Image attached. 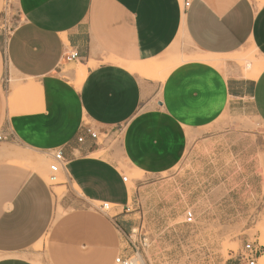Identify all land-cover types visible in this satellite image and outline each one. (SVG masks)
Instances as JSON below:
<instances>
[{
    "label": "crops",
    "instance_id": "crops-1",
    "mask_svg": "<svg viewBox=\"0 0 264 264\" xmlns=\"http://www.w3.org/2000/svg\"><path fill=\"white\" fill-rule=\"evenodd\" d=\"M15 7V27L0 26V264H34L27 253L39 243L46 264H113L129 254L134 230L122 165L144 177L167 173L189 140L226 113H250L264 126V68L251 80L230 59L224 69L191 61L159 82L123 64L158 61L180 35L184 56L185 44L219 61L250 49L264 64V4L15 0ZM71 51L78 58L66 62ZM78 64L87 66L79 87L63 75ZM86 128H120L119 141L100 145ZM53 151L66 161L59 200L27 164L30 153L50 160ZM94 203L113 206L114 215Z\"/></svg>",
    "mask_w": 264,
    "mask_h": 264
},
{
    "label": "rangeland",
    "instance_id": "rangeland-1",
    "mask_svg": "<svg viewBox=\"0 0 264 264\" xmlns=\"http://www.w3.org/2000/svg\"><path fill=\"white\" fill-rule=\"evenodd\" d=\"M18 20L15 0H2L0 26L8 32ZM181 40L180 35L172 48L153 62L157 66L140 75L155 74L156 80L164 82L162 78L174 68L203 56L195 54L187 44L184 48L191 55L184 56ZM254 55L248 49L223 61L216 56L210 60L224 69L222 63L230 59L239 66L236 68L239 71L245 70L247 61L260 63ZM63 75L70 77L65 67ZM197 134L200 139L189 140L182 160L160 176L144 177L122 165L132 193L127 215L134 223L142 263L243 264L239 258L242 248L253 243L260 250L257 264H264V258L261 259L264 256V126L250 113L243 116L226 113ZM19 151L22 150L11 159L15 160ZM30 156L36 160L35 170L43 174L59 200L65 188L56 186L66 183L65 180L58 174L55 181H50L51 161L44 155L30 153ZM93 206L110 216L115 213L111 205L103 208L94 203ZM188 211L194 217L191 224L184 221ZM61 214L57 204L55 220ZM27 255L34 264H46L41 243Z\"/></svg>",
    "mask_w": 264,
    "mask_h": 264
},
{
    "label": "built area",
    "instance_id": "built-area-1",
    "mask_svg": "<svg viewBox=\"0 0 264 264\" xmlns=\"http://www.w3.org/2000/svg\"><path fill=\"white\" fill-rule=\"evenodd\" d=\"M185 6H188V3L186 2ZM78 58V55L75 51L68 52L65 55V61L66 62H72ZM85 132L90 136L92 140L98 142L100 145L107 143V145H113L117 144L119 141V136L121 133L120 128L117 129L113 134L108 133H99L95 132L91 129L86 128ZM1 140V136H0ZM84 138L79 137L77 141L79 143L83 142ZM50 165H49V172H50V181H55L57 178V175L64 169L66 165V161L63 158V155L61 151H53L50 154ZM123 181L126 182L127 178L124 177ZM103 208H106L105 205H103ZM185 223L191 224L194 220L192 212L188 211L185 213ZM135 229L131 232L130 236L128 237L127 243H128V249L129 254L127 256L119 255L116 257L113 264H143L142 260L140 259V253H139V245H137L136 240V233ZM132 251V255H130V252ZM260 256V250L255 246L253 243H246L244 247L242 248L241 254L239 256L240 261L243 264H257V260Z\"/></svg>",
    "mask_w": 264,
    "mask_h": 264
},
{
    "label": "bare ground",
    "instance_id": "bare-ground-1",
    "mask_svg": "<svg viewBox=\"0 0 264 264\" xmlns=\"http://www.w3.org/2000/svg\"><path fill=\"white\" fill-rule=\"evenodd\" d=\"M255 1L256 2H260L259 5H263L264 4V0H255ZM210 57H214V56L213 55H203V56H200V57H195L194 60L213 64V63H211ZM109 61L114 62L115 60L110 59ZM123 64L130 71L137 72L139 74H143V72L145 70L147 71L148 69H150V67H154V66L156 67L157 66V64H155V63H153L151 61H145V62H140V63H123ZM76 66L77 67L75 68V70H73L74 71L73 75L71 74L69 78H70V82L72 84H74L75 86L79 87L82 84V82H83V80H84V78L86 76L87 66L82 65V64H78ZM263 68H264V64L263 63H256V62L252 63V62L247 61L245 63V70H243L241 74H242L243 78L245 77L247 79L254 80V79L257 78V76L259 75V73L261 72V70ZM167 75H168V73H167ZM164 80H165V78L163 77L162 81H164ZM34 162H36V160L33 157H29L28 158V163H30L33 166H36V164H34ZM57 194L60 195V193H58V192H57ZM105 206L109 207L110 205L106 204ZM263 258H264V256H262L261 259H263Z\"/></svg>",
    "mask_w": 264,
    "mask_h": 264
}]
</instances>
